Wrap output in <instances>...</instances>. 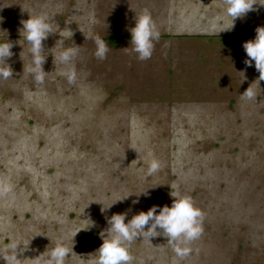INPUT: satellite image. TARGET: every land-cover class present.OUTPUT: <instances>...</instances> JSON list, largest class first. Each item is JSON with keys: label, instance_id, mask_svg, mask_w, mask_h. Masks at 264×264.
<instances>
[{"label": "rangeland", "instance_id": "374dc122", "mask_svg": "<svg viewBox=\"0 0 264 264\" xmlns=\"http://www.w3.org/2000/svg\"><path fill=\"white\" fill-rule=\"evenodd\" d=\"M261 3L217 33L230 23L224 0H0V41L14 44L12 79L0 81V184L13 189L0 196V246L18 240L19 264L56 244L70 249L65 264H94L106 217L126 212V223L178 192L205 215L192 253L181 260L165 237L138 238L131 264H264V81L241 46L264 26ZM144 9L160 35L139 61L130 38L107 37L129 34ZM36 14L57 32L42 42L39 85L18 32ZM68 29L65 45L81 50L75 85L55 61ZM90 30L108 45L103 61ZM250 85L256 102L240 96ZM152 159L161 169L145 178Z\"/></svg>", "mask_w": 264, "mask_h": 264}, {"label": "clouds", "instance_id": "9594fccd", "mask_svg": "<svg viewBox=\"0 0 264 264\" xmlns=\"http://www.w3.org/2000/svg\"><path fill=\"white\" fill-rule=\"evenodd\" d=\"M256 2L257 0H224L223 16L228 17L230 23L221 24L217 33L230 31L236 19H242L249 11H255L253 5ZM52 18L44 14L29 15L28 19L20 21L22 26L18 29L29 49L28 73L38 85L44 83L47 74L42 68L47 56L44 54L42 42L47 40L50 34L57 33L53 31ZM0 23H3V17H0ZM56 27L58 28L57 25ZM126 30L130 34L131 52L135 54L136 59L139 61L150 59L154 48L153 42L157 41L160 35L150 12L147 9L142 10L134 18V26ZM254 31V37L241 45L247 57L243 63L245 67L253 66L259 73L258 80L264 81V26H258ZM72 35V31L68 29L65 38L57 40L59 47L55 54V61L61 66L60 75L69 85H75L78 82L76 61L81 51L80 46L74 43L65 45V39H71ZM89 39L95 45L94 57L103 61L109 51L105 39L99 35H93L91 30ZM13 46L14 44L10 41H0V81L12 79L13 71L6 61L13 55L10 51ZM255 83L258 86V83ZM251 85L240 96L247 101L256 102L258 94ZM160 169L161 162L152 159L143 170V175L145 178L150 177L158 173ZM12 191L9 184H0V196H8ZM140 194L146 197L148 195L145 190ZM170 196L172 197L170 206L152 205L147 211H139L133 215L126 223L124 222L126 212L106 217L108 227L105 230V238L94 252V264H131L133 257L130 254V247L133 242L138 238L149 242L150 238L157 236L166 238L167 245L177 258L182 260L188 257L193 251L192 242L199 240L203 234L205 215L190 196L181 195L178 192H171ZM127 197L128 195L115 202ZM137 202L138 200L133 201V203ZM113 203L104 207L102 211L108 209ZM18 245L22 244L15 238L8 239L0 246V259H3L6 264H19L17 252H22L24 249L18 248ZM69 251L70 249L63 244H56L47 251L46 255L40 256L39 264H65Z\"/></svg>", "mask_w": 264, "mask_h": 264}, {"label": "trees", "instance_id": "16d2710c", "mask_svg": "<svg viewBox=\"0 0 264 264\" xmlns=\"http://www.w3.org/2000/svg\"><path fill=\"white\" fill-rule=\"evenodd\" d=\"M122 38H130V34L121 35V34L115 33V34H111L107 37V39L110 43L117 42V41L121 40Z\"/></svg>", "mask_w": 264, "mask_h": 264}]
</instances>
